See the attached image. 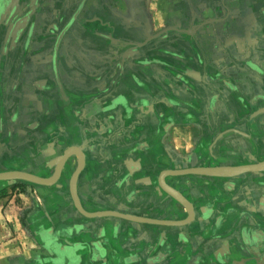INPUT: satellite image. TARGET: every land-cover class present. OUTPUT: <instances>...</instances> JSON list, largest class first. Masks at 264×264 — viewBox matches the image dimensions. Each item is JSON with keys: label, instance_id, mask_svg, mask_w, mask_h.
<instances>
[{"label": "crops", "instance_id": "crops-1", "mask_svg": "<svg viewBox=\"0 0 264 264\" xmlns=\"http://www.w3.org/2000/svg\"><path fill=\"white\" fill-rule=\"evenodd\" d=\"M151 2L158 13L164 9L169 24H196L155 36L151 47L159 61L147 71L130 62L143 59L147 48L127 53L120 72L105 80L111 106L103 113L86 112L91 125L80 121L73 127L72 142L61 155L74 148L83 156L74 191L85 212L113 211L158 223L83 216L69 192L80 164L68 154V164L50 185L29 184L28 192L20 193L17 185L26 181L0 182V264H264V0ZM63 6L64 0H0V42L9 34L22 39L27 32L21 23L32 24L43 10L62 16ZM136 6L144 7V0ZM14 23L20 26L11 31ZM214 26L225 45L209 44ZM124 32L117 33L127 38ZM137 33L131 36L142 38ZM214 50L236 58L229 76L219 71L223 63L206 60ZM14 51L8 48L0 61V173L51 179L61 155L47 165L55 152L47 138L48 117L40 112L39 122L28 128L26 116L11 112L28 103L10 91L16 92L14 76L22 71V83L31 90L34 81L48 79H33V64L26 60L6 61ZM42 90L36 94L41 104ZM14 126L24 143L14 144L19 134L10 133ZM38 153L46 163L40 168L34 162ZM10 157L14 161L6 162ZM250 166L256 169L242 171ZM189 168L233 173L165 174L162 182L189 203L190 213L159 185L161 172ZM11 194H30V199L36 194L39 203L6 204ZM178 221L183 223H162Z\"/></svg>", "mask_w": 264, "mask_h": 264}, {"label": "rangeland", "instance_id": "rangeland-1", "mask_svg": "<svg viewBox=\"0 0 264 264\" xmlns=\"http://www.w3.org/2000/svg\"><path fill=\"white\" fill-rule=\"evenodd\" d=\"M150 2L151 0H144L145 6L140 7L136 6L137 0H125L124 2L123 0H74L71 6L68 0H64L66 6L61 7V9L64 8L65 13L60 15L61 17L54 15L52 9L51 11L43 10L32 24L28 23L25 26L21 23L22 29H26L27 32L22 39L11 38V34H9L0 42V61L4 62L7 49L12 50L13 48L16 50L14 51L16 54H10L11 59L6 61L12 63L16 60H26L33 64V79L38 80L42 75L48 79V81H34L31 90L28 85L22 83V79L25 78V73L22 71L14 76L16 77V84L18 83L16 92L9 90L14 96L22 95L23 97H20L27 101V106L18 103L23 107L17 105L11 111H15L14 117L26 116L27 126L29 124L35 126L36 122H39L40 119H37L36 116L40 112L43 111L44 115H47L46 124L49 128L47 138L54 142L53 150L55 151L53 153L49 151L50 157H53L47 163L49 167L57 161L64 147L71 144L73 127L78 128L80 121L82 124L91 125L89 123L91 116L86 112L100 111L103 113L111 106V103L106 101L108 99H106L105 80L111 75L114 78L116 71L120 72L121 61L126 59L127 53L131 54L138 47L147 48V51L145 50L147 55L143 59L130 60V62H139V66H141L139 68H144L147 71L148 66L159 61L156 59L158 57L152 53L151 47L155 36H165L169 30H192V25L196 24L191 22L188 27L179 23L169 24V20L163 14L164 9L161 7V12L158 13L159 8L156 5L152 6V2ZM60 3L62 4V2ZM30 9L33 11L35 8ZM195 13L198 15L199 11ZM127 15L128 17H126ZM141 16H143L144 21ZM138 18L141 19V22L138 21ZM124 19H129V21L121 22ZM19 26L20 23L12 24L11 31ZM197 28L201 30V26ZM212 30L215 32L213 34L215 39H211L209 44L214 47L225 45V41H220L219 38L221 31L217 27H212ZM118 31H125L126 33L124 32L125 34L122 36L128 35V37H120ZM137 32L142 38L136 39L131 36L135 33L138 34ZM28 50L32 51V54ZM199 56L201 57V55ZM234 59L232 54L217 56L215 50L206 58L208 62L214 65L223 63V67H220L219 71L225 76H229L233 72L228 66L237 61ZM41 64L43 67H40ZM111 64L113 70H110ZM41 68L43 72H41ZM76 82H81V86L73 87ZM40 89H43V95H41L45 101L43 104L36 97V94L40 93ZM26 94L28 95L27 98L25 97ZM240 94H244L242 90ZM9 105L11 104L9 103ZM44 105H47L48 108H45ZM10 118L14 119L11 115ZM9 131L14 135L19 133L18 136H15L14 144L24 143V136L20 135L18 126L17 128L15 126L10 127ZM26 132L29 133L28 129ZM25 137L29 141L31 135L27 134ZM42 157L41 153L34 157V162L38 164V168L46 164ZM11 160L12 157L8 158L6 162ZM17 160L19 159H16V163ZM68 162L66 160L65 163L68 164ZM8 181L2 180L0 182ZM26 182L27 184L17 185L20 193L28 192L29 184L36 187L40 186L37 183ZM35 195L33 194L31 199L33 202L39 203ZM28 199L27 204L31 200L30 194H11L6 204L21 206Z\"/></svg>", "mask_w": 264, "mask_h": 264}, {"label": "water", "instance_id": "water-1", "mask_svg": "<svg viewBox=\"0 0 264 264\" xmlns=\"http://www.w3.org/2000/svg\"><path fill=\"white\" fill-rule=\"evenodd\" d=\"M77 151L79 152V156H80V167L72 174V176L70 177L69 180V192L71 194V198L74 202V206L75 208L85 217H90V218H94V217H100V216H115V217H120V218H125L128 220H138L141 222H151V223H158L154 220H148V219H138L129 215H123V214H119L113 211H104V212H97V213H87L85 212L79 205L77 198L75 196V191H74V183L76 180V177L79 173V171L81 170L82 166H83V156L81 154V152L77 149ZM69 155L67 154V152H65L61 158L58 161V167L56 170V173L54 175V178L52 179H46V178H40V177H36L33 176L31 174H27V173H23V172H4V173H0V178H5L4 180H24V181H28V182H32V183H37L40 185H50L52 184L59 176L66 160L68 159ZM256 168L254 166H250L249 168H244L242 171H250V170H255ZM233 170V169H232ZM241 171V172H242ZM209 174V175H215V176H232L233 173L230 172H224V171H219V169H214V168H189L186 170H180V171H163L160 173L159 176V185L161 186V188H163L164 190H166L167 192H171L172 194H174L175 196H177L178 198H180L181 200H183L188 208V211L190 213V205L189 203L175 190L167 187L163 182H162V177L165 174ZM169 192V193H170ZM161 223V222H160ZM162 223H168V224H181L183 223V221H178V222H162Z\"/></svg>", "mask_w": 264, "mask_h": 264}, {"label": "bare ground", "instance_id": "bare-ground-1", "mask_svg": "<svg viewBox=\"0 0 264 264\" xmlns=\"http://www.w3.org/2000/svg\"><path fill=\"white\" fill-rule=\"evenodd\" d=\"M65 152H67V154H70L71 156H74V157H76V159H77V161L79 162V164H80V162H81V160H80V154H79V152L77 151V149H74V148H69L68 150H66ZM57 167H58V162H57ZM57 167L55 166L54 168H52V170H51V173H50V176H52L51 177V179L52 178H54V175H55V172H56V170H57ZM78 167V166H77ZM78 168H76V170H77ZM75 170V171H76ZM238 170V169H237ZM74 171V172H75ZM233 171V170H232ZM73 172V173H74ZM226 172V171H225ZM228 172V171H227ZM230 172V171H229ZM72 176V175H71ZM1 180H3V179H5V178H0ZM162 179V178H161ZM170 192V191H169ZM168 192V193H169ZM172 197H174L176 200H177V202H179L184 208H185V210H187L188 211V208H187V206H186V204H185V202L183 201V200H181L180 198H178L177 196H175L174 194H172L171 192L169 193ZM71 195V194H70Z\"/></svg>", "mask_w": 264, "mask_h": 264}]
</instances>
